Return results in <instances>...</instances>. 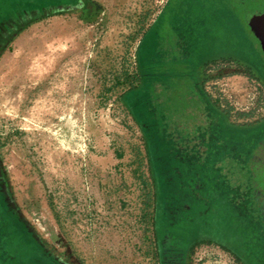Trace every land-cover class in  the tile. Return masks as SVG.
<instances>
[{
	"label": "rangeland",
	"instance_id": "1",
	"mask_svg": "<svg viewBox=\"0 0 264 264\" xmlns=\"http://www.w3.org/2000/svg\"><path fill=\"white\" fill-rule=\"evenodd\" d=\"M58 1L0 0V27L26 15L0 49V169L21 214L69 264H160L158 166L181 226L206 223L188 264H264V55L244 22L264 0L239 16L230 0ZM2 216L0 264H23Z\"/></svg>",
	"mask_w": 264,
	"mask_h": 264
},
{
	"label": "flooded vegetation",
	"instance_id": "2",
	"mask_svg": "<svg viewBox=\"0 0 264 264\" xmlns=\"http://www.w3.org/2000/svg\"><path fill=\"white\" fill-rule=\"evenodd\" d=\"M85 6V2L83 0H64L58 1L54 6L46 8V10H52L55 8L58 12H68V11H77L82 9ZM52 8V9H51ZM18 11V10H17ZM20 16L16 18V20L12 23L4 24V26L0 27V49L7 42V38L9 35L14 32L16 28L25 23L26 15L24 16V9L19 10ZM23 13V14H22ZM160 16L157 17L155 24L157 23ZM178 19V22L181 23V17H177L176 14H172L170 16V20L175 22ZM182 21V20H181ZM168 25V26H167ZM167 31L176 32L181 26L178 27L175 23L167 24ZM184 28V26H183ZM166 32V31H162ZM173 34V33H172ZM177 34V33H176ZM180 32L179 37L180 39ZM173 42L175 43L176 37H173ZM182 40V37H181ZM179 41V40H178ZM179 43L175 44L174 50L179 51ZM197 65L194 66L192 75L195 80L196 89L201 96V99L207 102V95L205 94L202 88L203 78L201 77V73H197ZM157 177L159 179V204L161 203V216L159 217L162 225L164 227L160 230V238L161 246L160 248V264H188L186 259L189 255V252L192 250V246L196 242L205 241L208 238V232H206V223L204 220L199 218L198 220L195 217L189 219V222L186 223V226H181L183 221L176 215L182 211V205L179 200L169 201L170 198V190L167 192L162 191L161 185L164 181L165 171L158 166L155 168ZM262 203V202H261ZM259 204V203H258ZM263 204V203H262ZM259 210L261 209L260 204L258 206ZM0 210L6 218V221L9 225V229L12 230L14 235H22V248H23V264H69L68 261L57 254L49 248L45 241L39 236V234L34 230V228L30 225L27 218L21 214L19 209L17 208L13 195L8 189L6 184V178L3 172L0 169ZM10 210V211H9ZM181 222V224H180ZM187 235V243L186 245H182L180 243L181 236L186 237ZM210 236V235H209ZM164 238H168V240H172V242L167 243Z\"/></svg>",
	"mask_w": 264,
	"mask_h": 264
},
{
	"label": "water",
	"instance_id": "3",
	"mask_svg": "<svg viewBox=\"0 0 264 264\" xmlns=\"http://www.w3.org/2000/svg\"><path fill=\"white\" fill-rule=\"evenodd\" d=\"M230 1L233 6L235 5L233 7L235 13L237 6H242L246 3L245 0H230ZM51 11L52 10H50L49 12ZM236 14L238 15V13ZM30 15H33L35 18L37 15H39V12ZM244 22L258 40L259 46L264 55V9H255L248 11L244 15Z\"/></svg>",
	"mask_w": 264,
	"mask_h": 264
},
{
	"label": "trees",
	"instance_id": "4",
	"mask_svg": "<svg viewBox=\"0 0 264 264\" xmlns=\"http://www.w3.org/2000/svg\"><path fill=\"white\" fill-rule=\"evenodd\" d=\"M263 126V125H262ZM261 126H257V127H254L253 129H254V138L257 140H259V139H261L263 136L261 135V134H263V132H264V130L263 129H259ZM252 129V128H251ZM6 220V218H5V216L3 215L2 216V220L3 221H5L4 219ZM1 232H0V242H1V240L3 241V239L4 238H6V235H8L9 233H7V231H5L6 232V234H5V232L4 231H2V229L0 230ZM11 234L13 235V233L11 232ZM15 236V235H14Z\"/></svg>",
	"mask_w": 264,
	"mask_h": 264
}]
</instances>
